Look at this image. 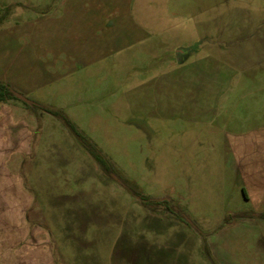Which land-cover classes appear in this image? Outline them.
Here are the masks:
<instances>
[{"label":"rangeland","instance_id":"obj_1","mask_svg":"<svg viewBox=\"0 0 264 264\" xmlns=\"http://www.w3.org/2000/svg\"><path fill=\"white\" fill-rule=\"evenodd\" d=\"M77 2L0 0V77L8 75L21 83L9 85L15 92L69 118L113 168L105 173L59 117L14 100L34 116L48 167L35 169L34 162L12 171L25 190L59 198L51 229L42 217L31 218L52 230L55 263L129 264L133 244L150 240L198 241L204 263L196 264H264V218L222 228L220 217L200 215L193 200L202 192L200 180L210 176L200 157L211 155L215 141L222 145L228 131L264 128V0H181L185 8L176 12L187 21L186 32L172 20L170 40L105 42L67 33L74 20L67 4ZM161 4L145 16H165ZM211 17L215 34L200 42L197 21L209 27ZM179 42L190 45L181 50L184 65L169 67L174 53L167 50ZM218 168L226 170L223 162ZM123 183L140 197L169 199L200 232L165 204L146 206ZM82 194L87 199L78 201ZM154 250L156 264H177L179 250Z\"/></svg>","mask_w":264,"mask_h":264},{"label":"crops","instance_id":"obj_2","mask_svg":"<svg viewBox=\"0 0 264 264\" xmlns=\"http://www.w3.org/2000/svg\"><path fill=\"white\" fill-rule=\"evenodd\" d=\"M77 1V3L67 4L68 10H74V20L70 17L73 21L68 25L67 33L75 40H88L90 35H94L102 42L108 39L117 41L125 36H131L134 40H144L145 37L150 41L170 40L171 30L168 26L172 20L178 27L183 26L182 32L187 30V21L178 18L176 12L179 8L180 10L185 8L181 6V0H176L174 4H172L173 0ZM159 1L162 2L161 13L165 16H145L147 14L145 10L155 8L154 3L159 4ZM78 20L82 24L78 23ZM209 22L211 25L207 27L208 23L202 24L197 21V26H200L201 30V32L198 30L200 42L206 39L204 36L215 34L216 30H213V25H217L215 18L211 17ZM180 31L181 29H178L177 36L174 37H179ZM150 46L155 45L150 44ZM189 47L190 45L179 42L173 48H169L167 51L174 53V59L171 57L167 59L169 67L183 66L181 50ZM163 54L165 55V52ZM20 69L22 74V68ZM14 78L22 79V75ZM0 83H6L14 88H19L21 85L8 78V75L0 77ZM14 100L19 99L10 98L0 101V264H57L53 257L50 235H53L52 230H48V233L41 227V220L35 223L31 218L33 216L42 217L51 229L50 225L53 224V218L58 211L59 198L49 190L42 191L41 194H32L25 190L22 188L21 174L12 171V169L22 171L25 167L29 168L28 163L34 162L36 163L33 165L35 169L48 167L47 162L44 161L47 160L43 154L44 146L37 143L38 130L34 116L29 112V108H24ZM28 106L33 110L31 105ZM216 133H218L217 130L213 134ZM215 142L218 146L212 149L211 155L208 158L200 157L205 160V163H202L205 169L204 167L200 169L203 172L206 170L210 175L200 180L202 192L193 198L196 208L201 211L200 215L220 217L222 221L219 227L226 228L234 226L238 220L250 219H236L223 227L224 220L236 215L264 214V128L253 129L241 134L228 131L223 137L222 145H219L218 139ZM221 152L224 154L222 157L218 155ZM33 157L35 160L32 159ZM220 162H223L225 171L218 168ZM82 195L84 197L78 201H84L83 198L87 199V195ZM74 200L77 199L74 198ZM147 217L151 218L149 215ZM156 223L154 222L150 228L154 233L157 229ZM195 223L198 228V222L195 221ZM168 228L166 232L171 230V226L168 225ZM178 228L184 229L180 226L176 229ZM198 231L200 232L199 228ZM192 242L177 241V243L155 244L154 241L146 240L139 246L133 244L130 248L133 258L129 264H156L154 248L160 247L164 254L170 246L179 250L180 255L176 258L177 264H186L187 256L189 260H192V264H196L194 260L204 263L200 253V243ZM140 246L143 248L141 253ZM145 252L147 257L144 255ZM123 263L128 264V262ZM158 264H170V259L166 262L164 259L162 262L159 260Z\"/></svg>","mask_w":264,"mask_h":264},{"label":"trees","instance_id":"obj_3","mask_svg":"<svg viewBox=\"0 0 264 264\" xmlns=\"http://www.w3.org/2000/svg\"><path fill=\"white\" fill-rule=\"evenodd\" d=\"M15 91L10 88V86L0 83V101L6 100V99H18L15 96ZM31 107L41 109L45 112H47L50 115H53L55 117H59L65 125L69 128V130L72 132L73 136L76 138V140L80 143V145L94 158V160L99 164V166L102 168V170L107 173L111 174L113 173V168L109 160L94 146L91 142H89L85 137H83L79 131L77 130L76 126L73 124V122L67 118L65 115H63L60 111L53 110L51 108H47L45 106L32 103ZM123 186L126 187L127 192L130 193L132 196L139 198L140 196L138 193L131 189L129 186L123 183ZM139 196V197H138ZM140 200L144 201L146 203V206L151 207L152 205H164L166 206L167 212L177 213L179 217L182 219V221L191 227L198 230L196 223L192 221H188V218L179 210V208L175 207L171 204V201L168 199H152L141 196L139 198ZM254 216H259L261 218H264V214H240L233 217V220L236 219H242V218H251ZM228 223H224V225H227Z\"/></svg>","mask_w":264,"mask_h":264},{"label":"water","instance_id":"obj_4","mask_svg":"<svg viewBox=\"0 0 264 264\" xmlns=\"http://www.w3.org/2000/svg\"><path fill=\"white\" fill-rule=\"evenodd\" d=\"M15 96H16V98H18L19 100L25 102L28 105H32V103H33L32 101L28 100L26 97H24L23 95H21V94H19L17 92L15 93Z\"/></svg>","mask_w":264,"mask_h":264}]
</instances>
